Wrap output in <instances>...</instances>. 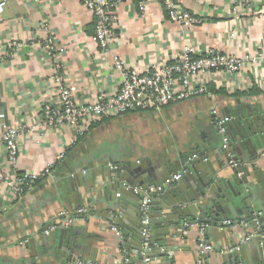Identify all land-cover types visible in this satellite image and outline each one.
Instances as JSON below:
<instances>
[{
    "label": "crops",
    "instance_id": "obj_1",
    "mask_svg": "<svg viewBox=\"0 0 264 264\" xmlns=\"http://www.w3.org/2000/svg\"><path fill=\"white\" fill-rule=\"evenodd\" d=\"M5 1L0 13V55L6 56L0 63V131L16 125L25 129L16 165L7 161V149L0 146V163L6 175L0 181V264H69L75 259L126 264V258L128 264H145V259L151 264H264V237L244 240L255 232V227L215 226L210 220L203 225V235L214 250L201 254L202 226L181 222L185 230L177 231L174 225L168 230L167 240L172 247L169 259L157 258V251L152 250L141 260L136 251L129 256L123 253L122 227L112 226L107 217L120 199L108 184L110 170L116 165L149 160L146 157L150 156L153 165L160 166L165 149L184 151L194 141L209 149L212 169L225 166L228 155L220 133L214 131L216 112L218 117L229 119L228 135L237 138L233 153L249 162L248 184H234L233 190H228L234 198L232 210L225 208L226 212L219 215L249 221L256 215L264 226V152L254 161L248 160L243 145L249 128L244 120L234 123V114L239 110L244 109L245 116L264 111V0H255L251 8L243 7L241 0H175L181 8L204 19L192 29L171 22L161 0H152L144 13L136 0H122L113 10L117 35L107 52L101 50L95 37L93 11L80 0ZM231 7H235L236 14ZM50 35L57 45L54 57L44 50ZM185 46L198 53H256L261 58L255 68L250 65L239 73L211 72L202 76L211 95L173 103L160 112H132L97 121L83 135L73 125L43 124L44 105L57 101L52 80L55 65L62 68L80 103L93 102L99 94H113L119 88L123 77L117 61L145 72L153 63L172 61ZM78 156L88 160V170L79 183L72 184L67 176ZM46 167L51 168L49 176L41 178L24 195L13 194L11 182L39 176ZM220 175L227 181L238 178L231 168ZM196 185L190 184L193 193ZM127 194L122 200L128 223L136 217L134 207L139 201L134 193ZM214 199L216 195L208 193L206 200L196 201L189 209H180L176 202L174 210L165 208L154 213H164L175 224L181 221L182 212L200 213L199 207L207 209ZM82 207L93 215L68 227L75 231L71 240L75 247L68 248L65 236H60L61 228L45 233L47 227L61 221V211L74 212ZM153 227L158 240L166 238L163 236L168 231L158 219ZM174 233L177 235L172 236Z\"/></svg>",
    "mask_w": 264,
    "mask_h": 264
},
{
    "label": "built area",
    "instance_id": "obj_2",
    "mask_svg": "<svg viewBox=\"0 0 264 264\" xmlns=\"http://www.w3.org/2000/svg\"><path fill=\"white\" fill-rule=\"evenodd\" d=\"M88 9L93 11L96 19L95 37L99 47L103 51H108L110 44L116 38V31L113 26V10L122 0H80ZM142 13L148 10L152 0H136ZM243 7H249L255 4V0H241ZM167 18L181 26L183 29H192L204 22L200 16H196L180 7L175 0H161ZM5 0H0V13H2ZM240 5V3H238ZM231 12L236 14L235 7H231ZM259 12V11H258ZM263 12V11H262ZM260 16L263 13H259ZM16 44V43H15ZM44 50L51 56H55L57 45L54 36L47 37ZM6 57V56H5ZM0 55V63L5 60ZM260 54L247 53L243 56L235 54L221 53L208 50L205 53H198L190 46H185L172 59L165 63H153L147 71H140L136 67L125 66L122 61H117V68L122 74V81L113 94H99L93 102L85 101L80 103L77 100L74 90L67 84L65 73L59 65H55V71L52 80L55 81L57 90L56 103L47 102L41 112L43 124L49 127H60L62 125H73L77 128L79 135L89 131L93 123L106 119L120 117L132 112H160L165 107L186 101L203 95H211V91L201 81V77L211 72L239 73L247 66H254L260 60ZM214 114V124L222 137V147L227 149L230 145V138L227 130L228 118H221ZM25 126H7L0 131V146L7 149V161L11 165H16L21 154L20 137ZM236 165L234 160L229 162ZM51 168L46 167L41 175L21 177L16 182H11L13 194L16 196L24 195L41 178L49 176ZM180 174L174 178H179ZM6 175L3 165L0 163V181L4 180ZM125 190L134 194H140L143 197L141 204L142 222L145 225L150 223L152 187L144 188L142 186L125 185ZM61 221L45 230L49 233L51 230L63 229L73 226L90 215L87 208H79L74 212L61 211ZM259 217L255 215L252 220L228 219L221 222L222 226L233 227L239 224L246 229L250 226L255 227V232L245 236L248 241L255 236L264 237V226L260 223ZM201 236L199 238V252L205 254L214 250L211 244H208L204 238V227L201 225ZM144 234L148 238L150 233L145 230ZM27 243V240L24 241ZM22 242L21 244H23ZM129 258L125 259L128 264ZM145 264H151L149 259H145ZM69 264H101L94 260L75 259L69 261ZM232 264H245L236 262Z\"/></svg>",
    "mask_w": 264,
    "mask_h": 264
},
{
    "label": "water",
    "instance_id": "obj_3",
    "mask_svg": "<svg viewBox=\"0 0 264 264\" xmlns=\"http://www.w3.org/2000/svg\"><path fill=\"white\" fill-rule=\"evenodd\" d=\"M234 118V123H242L241 121L244 120L249 128L248 135L244 136L247 141L244 142L243 146H246L248 150L246 152L247 159L254 161L259 154L264 152V111H262L261 114H252V116L248 114L245 116L244 109H242L234 114ZM214 131H218L217 127ZM236 142V136H232L230 138L229 147L226 150L223 149L228 155L227 164L221 166L219 169L211 168V161L207 154L209 149L203 147L199 142L193 141L190 142L187 149L184 151H167L163 157V164L160 166L158 164L153 165L151 157L147 155L148 157L146 158L149 160L143 159L138 162L123 163L121 166L116 165L110 170L108 184H112L114 191L119 195L121 200L119 199L112 205V208L109 209L112 214H107V217H109L108 221H110L112 226H117V228L120 226L122 227L120 242L123 253L129 256V254L136 251V255L143 260L147 254H151L152 250H155L157 251V253H155L157 258L160 259L165 257L169 259L167 255L170 250H172V247L168 244L167 237L170 236L168 230L173 225L175 230L178 231L185 230L186 225H205V223L211 222L210 220H214L213 224L217 226L224 220H228L229 218L227 216L222 218V215H219L220 212H226L225 208H230L232 210L234 198L231 197L228 190H233L234 184H248L247 168L249 162L238 159L233 153L232 148L236 147ZM231 160H234L236 165H231L229 163ZM86 162H88V160L84 157L78 156L76 158L73 171L71 170L70 174L67 176L69 182L72 184H74V182L79 183V179H82L85 172L88 170L87 165H85ZM227 168H231L238 177L233 180L234 183L233 181H227L224 175H220ZM178 174H180V177L175 179L174 177ZM255 174L257 177H260L259 171H255ZM192 183L197 184L194 188V193L190 188V184ZM126 184L142 186L144 188L152 187L151 192L153 200L151 202V219L148 225L142 222L140 208L143 197L140 194H135L139 201L134 207L136 217L133 222H126L127 220L123 215L124 211H126L124 206L125 203L122 199L125 194L128 195L127 193H132L127 190L125 192L124 187ZM189 189L190 192L188 194L184 193V191H188ZM222 192H225L223 196L220 195ZM208 193L216 195V199L211 202L209 207L203 210L199 207L198 212L200 213L196 212L192 214L182 212L179 214L181 221L178 223L173 224L174 221L166 218L164 213H159L158 215L154 213V211H161L165 208L174 210L176 208V202H179L180 209H189L196 201L206 200ZM90 214L93 215L91 212ZM97 214L100 215L101 213ZM246 214H248V211ZM241 218L244 219L245 217ZM155 219H158L161 222V226L163 225V228L168 231L163 236L166 238L162 240H158L155 236V231L157 230L153 227ZM235 219L240 220L238 217ZM124 222L126 223L124 224ZM181 222L186 225L183 227ZM48 228L49 227H47V229ZM145 230H148L150 233L148 238L144 234ZM59 231L60 236H65L68 248L76 246V243L71 241L72 237L75 235L73 229L63 228ZM176 235L177 233H174L172 236ZM130 264H132V262Z\"/></svg>",
    "mask_w": 264,
    "mask_h": 264
},
{
    "label": "trees",
    "instance_id": "obj_4",
    "mask_svg": "<svg viewBox=\"0 0 264 264\" xmlns=\"http://www.w3.org/2000/svg\"><path fill=\"white\" fill-rule=\"evenodd\" d=\"M39 181H40V180H37L36 184H37ZM28 184H29V183L27 182V184L25 185V188H26L27 190H29V189H28ZM36 184H35V185H36Z\"/></svg>",
    "mask_w": 264,
    "mask_h": 264
},
{
    "label": "flooded vegetation",
    "instance_id": "obj_5",
    "mask_svg": "<svg viewBox=\"0 0 264 264\" xmlns=\"http://www.w3.org/2000/svg\"><path fill=\"white\" fill-rule=\"evenodd\" d=\"M167 151H169V150H166V149H165V152H167Z\"/></svg>",
    "mask_w": 264,
    "mask_h": 264
}]
</instances>
